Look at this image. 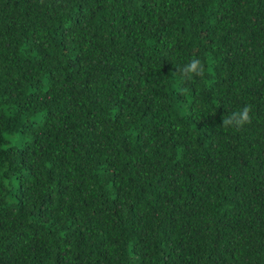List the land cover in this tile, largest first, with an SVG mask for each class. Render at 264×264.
<instances>
[{"label":"trees","instance_id":"obj_1","mask_svg":"<svg viewBox=\"0 0 264 264\" xmlns=\"http://www.w3.org/2000/svg\"><path fill=\"white\" fill-rule=\"evenodd\" d=\"M0 264H264V0H0Z\"/></svg>","mask_w":264,"mask_h":264}]
</instances>
